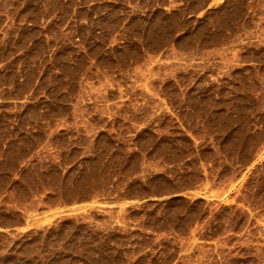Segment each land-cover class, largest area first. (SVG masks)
I'll use <instances>...</instances> for the list:
<instances>
[{"label":"rangeland","instance_id":"rangeland-1","mask_svg":"<svg viewBox=\"0 0 264 264\" xmlns=\"http://www.w3.org/2000/svg\"><path fill=\"white\" fill-rule=\"evenodd\" d=\"M2 22L0 264H264V0Z\"/></svg>","mask_w":264,"mask_h":264},{"label":"crops","instance_id":"crops-1","mask_svg":"<svg viewBox=\"0 0 264 264\" xmlns=\"http://www.w3.org/2000/svg\"><path fill=\"white\" fill-rule=\"evenodd\" d=\"M21 24H24V22H21ZM5 25H6V22H2L1 24H0V39L2 38V35H3V32H4V29H5ZM3 60H0V66H2L3 65Z\"/></svg>","mask_w":264,"mask_h":264}]
</instances>
